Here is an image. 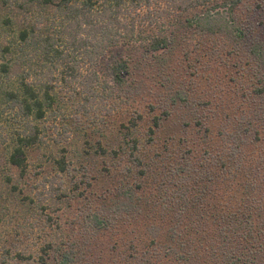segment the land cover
<instances>
[{
  "label": "trees",
  "instance_id": "obj_1",
  "mask_svg": "<svg viewBox=\"0 0 264 264\" xmlns=\"http://www.w3.org/2000/svg\"><path fill=\"white\" fill-rule=\"evenodd\" d=\"M241 2L0 0L1 28H9L15 37L0 50V106H4L0 115L11 112L18 119L20 133L8 162L20 173L26 170L24 149L41 141L36 123L58 102L55 82L74 84L86 103L104 100L106 90L108 98H119L123 89L129 97L135 89L123 80L129 63L138 64V70L165 72L168 57L196 37L212 41L216 48L212 59L217 46H230L238 64L246 63V79L239 86L246 94L241 97L243 104L251 111L228 117L223 145L204 151L202 164L188 173L175 168L173 176L185 175L174 183V191H159L160 212L151 209L143 215L135 206L134 189L124 190L118 205L125 209L117 213L126 211L130 224L145 216L139 226L143 232L128 242L130 254L112 264H264V30L256 32L235 15ZM200 8L201 12L193 13ZM120 46L135 53L141 50L139 58L114 61L107 67V81H102L96 69L99 62ZM177 100L187 101L183 91L171 102ZM142 118L137 114L132 128ZM160 121V117L152 118L150 141ZM131 147L130 153L111 154L124 155L132 167L141 168V149L136 141ZM56 164L65 172L63 161ZM171 184L163 181L160 188ZM91 221L97 233L109 228L107 219L96 213ZM87 244V248L95 245ZM77 246L61 248L55 264H97L79 255ZM51 249L47 245L44 252Z\"/></svg>",
  "mask_w": 264,
  "mask_h": 264
},
{
  "label": "rangeland",
  "instance_id": "obj_2",
  "mask_svg": "<svg viewBox=\"0 0 264 264\" xmlns=\"http://www.w3.org/2000/svg\"><path fill=\"white\" fill-rule=\"evenodd\" d=\"M241 1L235 15L256 32L264 30V0ZM1 24L0 50L15 40ZM217 48L212 59V41L196 37L168 57L165 72L138 70V64L129 63L123 79L135 85L129 97L123 89L119 98H108L106 90L104 100L86 103L74 84L53 83L58 102L36 123L41 141L24 149V173L8 162L20 133L18 119L11 112L1 114L0 264H55L59 250L75 244L79 255L97 264H112L130 254L127 244L143 232L139 226L145 216L151 209L160 212L159 191H174L186 170L202 164L204 151L223 145L229 116L251 111L239 86L246 79V63L238 64L230 46ZM140 53L122 46L108 51L96 68L101 80L107 81V67L114 61L137 59ZM180 91L187 101L171 102ZM137 114L143 118L132 128ZM154 116L161 121L150 141ZM132 141L141 149V168L132 167L124 155L111 154L130 153ZM58 161L64 162L65 172L59 171ZM175 168L186 172L173 176ZM162 180L172 184L160 188ZM131 188L137 195L135 206L145 215L132 224L126 211L117 213L125 209L118 205L124 190ZM95 213L107 219V230L92 228ZM89 242L94 247L87 248ZM47 245L52 247L49 253L44 252Z\"/></svg>",
  "mask_w": 264,
  "mask_h": 264
}]
</instances>
